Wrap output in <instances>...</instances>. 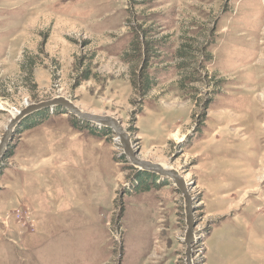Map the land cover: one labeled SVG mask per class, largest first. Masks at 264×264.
Segmentation results:
<instances>
[{
	"label": "rangeland",
	"instance_id": "1",
	"mask_svg": "<svg viewBox=\"0 0 264 264\" xmlns=\"http://www.w3.org/2000/svg\"><path fill=\"white\" fill-rule=\"evenodd\" d=\"M58 97L180 172L194 264H264V0H0V139ZM111 131L59 105L20 123L0 264H186L181 191Z\"/></svg>",
	"mask_w": 264,
	"mask_h": 264
},
{
	"label": "water",
	"instance_id": "2",
	"mask_svg": "<svg viewBox=\"0 0 264 264\" xmlns=\"http://www.w3.org/2000/svg\"><path fill=\"white\" fill-rule=\"evenodd\" d=\"M56 105L68 109L71 115L78 117L83 121L112 130L120 139L125 154L128 155L130 161L134 165L138 166L140 169L144 171L157 175L167 176L173 181L177 189L181 191L185 201V209L187 216V232L185 238V243L187 245L186 264H194L193 245L195 241L196 232H195V221L193 215L194 214L193 198L188 183L186 182L184 177L180 174V172L174 168L164 167L159 164L152 163L150 161H143L138 159L134 155V151L132 149L133 142L131 140L130 134L128 133V130L124 128L121 121H119L117 118L109 115H97V114H91L85 112L80 107H78L73 101L64 97H58L52 101L27 106L25 110L20 112L17 117L13 118L10 121V124L7 126L4 135L0 139V161L3 155L5 154L7 148L11 144L13 133L20 125V123L30 114L48 108H53Z\"/></svg>",
	"mask_w": 264,
	"mask_h": 264
},
{
	"label": "trees",
	"instance_id": "3",
	"mask_svg": "<svg viewBox=\"0 0 264 264\" xmlns=\"http://www.w3.org/2000/svg\"><path fill=\"white\" fill-rule=\"evenodd\" d=\"M103 131L106 130V129H102ZM112 132V131H111ZM111 134V133H110Z\"/></svg>",
	"mask_w": 264,
	"mask_h": 264
}]
</instances>
